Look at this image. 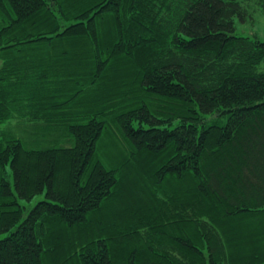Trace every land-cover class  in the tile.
<instances>
[{
	"label": "trees",
	"instance_id": "obj_1",
	"mask_svg": "<svg viewBox=\"0 0 264 264\" xmlns=\"http://www.w3.org/2000/svg\"><path fill=\"white\" fill-rule=\"evenodd\" d=\"M256 9L0 0V264H264Z\"/></svg>",
	"mask_w": 264,
	"mask_h": 264
},
{
	"label": "rangeland",
	"instance_id": "obj_2",
	"mask_svg": "<svg viewBox=\"0 0 264 264\" xmlns=\"http://www.w3.org/2000/svg\"><path fill=\"white\" fill-rule=\"evenodd\" d=\"M235 33L257 37L264 40V10L256 9L251 12V16L245 20L235 18ZM44 198V194L37 195L32 201L33 205L37 200Z\"/></svg>",
	"mask_w": 264,
	"mask_h": 264
}]
</instances>
